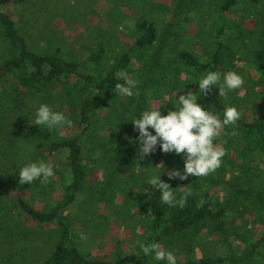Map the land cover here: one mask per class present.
Returning <instances> with one entry per match:
<instances>
[{
    "label": "rangeland",
    "instance_id": "obj_1",
    "mask_svg": "<svg viewBox=\"0 0 264 264\" xmlns=\"http://www.w3.org/2000/svg\"><path fill=\"white\" fill-rule=\"evenodd\" d=\"M215 4V0H17L9 8L15 17L17 28L33 49L48 53L60 47L64 55L78 60L83 70L96 69L92 56L98 48L105 50L107 67L114 66L119 55L124 52H134L138 24L145 18H151L158 28L160 43H157L153 51L147 56L132 52L134 69L129 76L138 81L135 94L131 97L119 96L113 107L105 109L98 125L82 137L91 159L90 173L70 212L77 243L90 260H116L132 256L140 249L139 241L148 243L152 217L146 206L144 187L151 176L158 174L161 164L163 166L166 163L165 158L160 157L155 160V166L150 162L147 167L140 168L148 162L139 158L138 131L129 119L134 115L138 116L146 108L165 104L172 99L176 101L180 94L192 91L190 87L183 86L185 75L180 66L169 61L181 49L201 51L204 42L205 47H213ZM229 16L240 21L242 29L253 30V37L247 38V42H251L250 52L242 48L239 54L242 56L245 53L249 59L243 58L244 69L237 71L244 83L239 89L225 90L226 98L241 116L252 117L256 114L255 110L260 114L264 113V83L260 82L258 65L251 63L260 54L264 58V15L256 7L240 5ZM221 41L226 45L239 43L229 31ZM6 53V43L0 35V64L6 59ZM167 69H170L169 87L163 91L161 87L153 88L150 76ZM60 89V85L55 86V91ZM11 105L7 96L0 97V173L5 171L7 174L6 186L0 191V264H39L53 252L59 236L58 227L54 223L39 224L19 213L13 206L17 205L19 198H24L38 209H48L63 193L64 181L68 178L70 168L64 153L35 157L36 143L40 139L34 135L33 126H30L32 124L27 127L23 121H17V126L10 130L4 126L6 120L13 119L15 115ZM38 105L36 100L29 104L31 107ZM106 111L112 114L111 117L106 118ZM34 113L30 112L31 119ZM115 120L122 122L116 129L113 126ZM80 131L74 125L56 131L49 130L47 134L57 139ZM129 142H133V145H127ZM215 144L228 149L223 138L216 140ZM118 145H127L133 169L126 171L125 167L118 174L110 175L107 172L113 171L114 164L111 162L115 160L105 162L103 159ZM148 159L151 157L143 158ZM40 160L53 167L54 175L49 182L42 184L40 180H36L32 184H20L18 169L26 162ZM262 160L263 157L257 156L252 171L247 175L250 179L245 186H251L253 191L260 190L264 194ZM170 166L175 168L173 163ZM165 172L168 173L167 170ZM232 172L211 184L217 192V203L223 194L226 195L228 180L240 181V173L237 170ZM212 175L219 177L218 169L208 176L198 177V185L195 184V179L190 180V175L186 180L178 179L173 186L195 191L199 198H204L210 186L206 179H213ZM165 181L168 182L167 179ZM247 216H250L248 222L243 220L241 224H237L234 221V211H231L228 225L233 234L229 239L225 236L213 238L205 234L200 240L180 239L174 242L175 247L164 241L160 244L173 251L177 260L182 262L201 256H226L233 249L238 252L246 243L255 242L264 234V209L254 207ZM81 233L86 239L81 238ZM261 250L264 251V247ZM258 264H264V259Z\"/></svg>",
    "mask_w": 264,
    "mask_h": 264
},
{
    "label": "trees",
    "instance_id": "obj_2",
    "mask_svg": "<svg viewBox=\"0 0 264 264\" xmlns=\"http://www.w3.org/2000/svg\"><path fill=\"white\" fill-rule=\"evenodd\" d=\"M16 1L0 0V35L6 43L7 49L6 59L0 64V97L5 95L11 100V110L15 114L13 119L6 120L4 126L10 130L11 127L17 126V121L18 123L23 121L27 127L32 124L30 126H33L34 135L40 139L36 143L35 157L43 158L56 153H64L70 168L68 178L64 181L63 193L48 209H38L24 198H19L17 205L13 206L19 213L39 224L54 223L58 227L59 236L53 252L39 264H146L148 262L166 264L165 261L150 259V256H145L142 251L116 260L88 259L77 243L76 230L70 212L79 198L80 192L84 189L90 173L91 159L86 151V141L82 137L89 133V130H92L95 125H98L105 109L113 107L119 98L120 95L117 94L115 85L123 83V81L116 74L120 70H125L128 74L133 72L132 54L137 52V55L147 56L160 43L155 22L151 18H145L138 24V35L133 44L134 52L126 51L119 55L114 66L107 67L105 65V50L101 47L92 56V60L97 65L96 69L83 70L81 63L64 55L60 47L52 52L43 53L29 45L25 35L17 28L15 17L9 9ZM215 3L213 47H205L204 42L201 51L181 49L169 62L177 63L180 66L185 75L183 86L190 87L193 92L197 93L198 103L222 120L225 106H233L227 100L226 93L219 95L218 86L222 80L218 82V86L213 85L207 95H200L199 77L213 70L223 74L230 70L237 72L244 69L243 58L249 59L245 53L242 56L239 54L242 48L246 49L248 53L250 52L251 42L248 43L247 38L253 37V30L242 29L241 22L231 19L229 15L240 5L256 7L264 15V0H215ZM227 31L238 39V44L226 45L221 41ZM262 55L252 59L254 62L251 61V63L258 65L259 73H261L260 82L264 83V58ZM167 67L168 64H166ZM177 69H179L178 66ZM168 72L170 69L163 73H153L149 78L151 86L155 89L161 87L162 91L168 88L171 83ZM57 85H60V91H55ZM35 100L36 104L47 103L53 110L63 112L72 120L71 126L75 125L81 131L57 139L49 136L47 134L49 130L56 131L57 129H46L44 126L35 124V113L34 117L30 118V112H35L39 106H29ZM164 105L167 108L177 106L174 99ZM167 108L162 107V114H166ZM254 112L256 114L252 117L240 116L235 124L224 126L221 129V135L214 139V143H216V140L223 138L228 144V149L225 148V156L218 168L220 176L212 175L213 179H206L210 186L205 192L204 198H199L195 191L190 190L191 195L187 197L184 207L181 208L178 205L173 207L160 201L159 190H153V186L148 182L145 184L146 206L152 217L148 243L164 241L175 247L174 242L180 239L200 240L205 234L213 236V238L225 236L226 239H229L233 234L228 225L231 211H234V221L241 224L243 220L248 222L250 216H247V213L254 207L264 209V194L260 190L253 191L251 186H245L250 179L247 175L252 171L257 156L263 157L262 162H264V113L260 114L257 110ZM111 115L109 111H106V118ZM1 118L0 116V122ZM113 123L116 129L122 122L115 120ZM235 144L239 146L237 147ZM127 145H133V142H129ZM127 145H118L108 153L107 157H104L103 161L105 162L115 160V162H111L114 164L113 171L110 170L107 174H118L121 172L119 170L125 167H127L126 171L133 169L131 164L133 160ZM149 156L151 159L148 160H143L146 156L140 158L141 161L148 162L140 168L147 167L150 162L155 166V160L164 157L166 164L163 166H166L163 167L161 164L158 174L162 172L161 179H167L170 186L173 187L172 191L179 199L180 195L187 190H182L176 185L173 186L178 179L169 181L165 170L172 169L171 163L175 168L182 170L184 164L182 154L165 153L157 146L156 151ZM235 170L240 173L238 178L240 181L228 180L226 195L223 194L217 203L215 200L217 192L211 184L217 183L226 173ZM257 174L261 175L259 172ZM196 177L194 178L192 175L190 180L195 179V184L198 185L200 182ZM6 182L7 174L4 171L0 173V191L6 186ZM239 199L241 200L237 203ZM262 247H264V234L257 241L246 243L238 252L233 249L226 256H201L185 262L177 260V264H241L243 262L258 264L264 259Z\"/></svg>",
    "mask_w": 264,
    "mask_h": 264
},
{
    "label": "clouds",
    "instance_id": "obj_3",
    "mask_svg": "<svg viewBox=\"0 0 264 264\" xmlns=\"http://www.w3.org/2000/svg\"><path fill=\"white\" fill-rule=\"evenodd\" d=\"M116 75L123 81L115 85L117 94L122 97L133 96L138 81L131 78L125 70H120ZM221 80L222 84L218 86ZM243 83L242 76L235 71L230 70L221 74L213 70L199 77L198 89L200 95H207L212 86L216 85L219 88V95H225V90L239 89ZM198 98L196 92L188 91L179 95L176 107L167 108L164 104H159L146 108L138 116L134 115L129 119L134 129L138 131L139 158L155 152L158 145L165 153L182 154L183 169L169 170L167 173L169 181L186 180L190 175L205 177L214 173L221 166L222 158L225 156L224 147L215 144L214 139L221 135L224 126L233 125L240 119L241 113L235 106H225L221 120L198 103ZM162 107L167 108L166 114H162ZM34 123L46 129H60L65 126L71 127L73 122L63 112L53 110L47 103H41L35 109ZM18 172L20 184L26 182L32 184L36 180H40L42 184L48 183L54 175L52 165L43 160L26 162ZM161 173L151 176L147 182L153 186V190H159V199L162 203L183 208L191 191L183 192L177 199L170 183L161 179ZM81 238L86 239L83 233ZM139 248L145 256L150 255L155 261L177 264L174 252L163 248L159 242L145 243L141 240Z\"/></svg>",
    "mask_w": 264,
    "mask_h": 264
},
{
    "label": "crops",
    "instance_id": "obj_4",
    "mask_svg": "<svg viewBox=\"0 0 264 264\" xmlns=\"http://www.w3.org/2000/svg\"><path fill=\"white\" fill-rule=\"evenodd\" d=\"M139 251H141V249H139L135 254L139 253ZM135 254H134V255H135Z\"/></svg>",
    "mask_w": 264,
    "mask_h": 264
}]
</instances>
